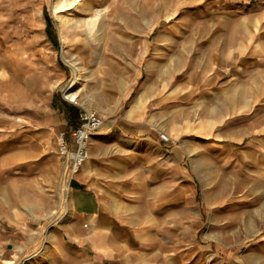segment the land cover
<instances>
[{
    "label": "rangeland",
    "instance_id": "rangeland-1",
    "mask_svg": "<svg viewBox=\"0 0 264 264\" xmlns=\"http://www.w3.org/2000/svg\"><path fill=\"white\" fill-rule=\"evenodd\" d=\"M219 1L0 0V264L41 253L68 213L59 133L71 132L83 110L119 118L142 94L149 122L157 95L176 96L160 118L176 135H160L187 151L175 200L161 191L138 211L143 221L154 217L147 235L156 250L145 259L264 264V61L224 68ZM198 73L209 81L191 89ZM76 76L71 101L65 92ZM30 238L15 257L14 242L24 248Z\"/></svg>",
    "mask_w": 264,
    "mask_h": 264
},
{
    "label": "crops",
    "instance_id": "crops-1",
    "mask_svg": "<svg viewBox=\"0 0 264 264\" xmlns=\"http://www.w3.org/2000/svg\"><path fill=\"white\" fill-rule=\"evenodd\" d=\"M235 1H219L225 21L221 53L226 70L249 71L264 61V0L255 4ZM196 76L189 79L191 89L209 81L205 74ZM154 99L161 102L158 118L151 122L144 118L145 94L121 117L105 114L90 140V157L72 181L67 215L51 229L42 252L26 264H153L145 257L156 250L147 235L155 228L154 217L143 221L138 211L159 202L161 191L169 193L166 199L175 200L176 180L186 177L183 160L187 154L160 135L163 131L176 135V126L160 121L161 114H171L176 96ZM66 107L68 112L74 110ZM16 245L15 257L33 245V238L24 248Z\"/></svg>",
    "mask_w": 264,
    "mask_h": 264
},
{
    "label": "built area",
    "instance_id": "built-area-1",
    "mask_svg": "<svg viewBox=\"0 0 264 264\" xmlns=\"http://www.w3.org/2000/svg\"><path fill=\"white\" fill-rule=\"evenodd\" d=\"M79 116V124L71 132L62 131L58 135L59 153L66 162L68 187L88 161L90 140L105 120L94 110H83Z\"/></svg>",
    "mask_w": 264,
    "mask_h": 264
},
{
    "label": "bare ground",
    "instance_id": "bare-ground-1",
    "mask_svg": "<svg viewBox=\"0 0 264 264\" xmlns=\"http://www.w3.org/2000/svg\"><path fill=\"white\" fill-rule=\"evenodd\" d=\"M59 5V7H60V4H58ZM58 7V8H59ZM84 21V20H83ZM88 25V30H92L93 29V24H87ZM95 30V29H94ZM95 34V33H94ZM70 56H71V58L73 59V61H72V63L73 64H76V61L79 59L75 54H72L71 52H70ZM78 70V68L76 69V71ZM80 80H81V78H80V76H76V78H75V81L73 82V84L71 85V91L69 90V91H66L65 92V98H67V99H69V100H71V101H76V92H73V91H75V87H77V85L80 83Z\"/></svg>",
    "mask_w": 264,
    "mask_h": 264
}]
</instances>
